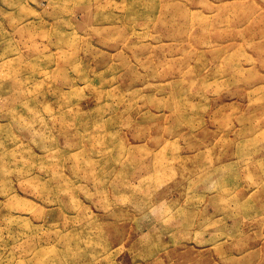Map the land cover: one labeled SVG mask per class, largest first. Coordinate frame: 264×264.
Listing matches in <instances>:
<instances>
[{
  "label": "rangeland",
  "instance_id": "obj_1",
  "mask_svg": "<svg viewBox=\"0 0 264 264\" xmlns=\"http://www.w3.org/2000/svg\"><path fill=\"white\" fill-rule=\"evenodd\" d=\"M0 264H264V0H0Z\"/></svg>",
  "mask_w": 264,
  "mask_h": 264
},
{
  "label": "bare ground",
  "instance_id": "obj_2",
  "mask_svg": "<svg viewBox=\"0 0 264 264\" xmlns=\"http://www.w3.org/2000/svg\"><path fill=\"white\" fill-rule=\"evenodd\" d=\"M219 193H220V192H219ZM229 193H230V190H229V189H223L222 192H221V196L228 197ZM229 196H230V195H229ZM228 198H230V197H228ZM234 200H235V199H231V198H230L229 204H230L232 201H234ZM260 210H262V209H260ZM247 240H248V239H247Z\"/></svg>",
  "mask_w": 264,
  "mask_h": 264
}]
</instances>
